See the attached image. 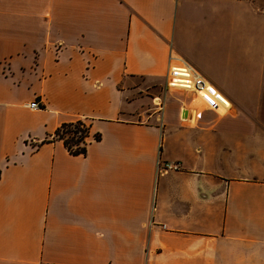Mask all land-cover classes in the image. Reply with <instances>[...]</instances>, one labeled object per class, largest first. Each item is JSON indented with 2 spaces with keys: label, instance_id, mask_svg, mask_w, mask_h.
Returning a JSON list of instances; mask_svg holds the SVG:
<instances>
[{
  "label": "crops",
  "instance_id": "crops-1",
  "mask_svg": "<svg viewBox=\"0 0 264 264\" xmlns=\"http://www.w3.org/2000/svg\"><path fill=\"white\" fill-rule=\"evenodd\" d=\"M0 264H264V0H0Z\"/></svg>",
  "mask_w": 264,
  "mask_h": 264
},
{
  "label": "built area",
  "instance_id": "built-area-1",
  "mask_svg": "<svg viewBox=\"0 0 264 264\" xmlns=\"http://www.w3.org/2000/svg\"><path fill=\"white\" fill-rule=\"evenodd\" d=\"M171 60H175L177 62L172 66L176 77L171 83H169L170 86L183 87L193 90L194 92H197V94L201 95L209 104L217 105L220 94L205 80L203 75L196 68H194L187 61L176 56H171ZM154 102L158 107V110L161 111L164 107L163 98L161 96H157L154 98ZM28 105L33 109H40L43 107V104L38 99L30 102ZM157 166L160 173L181 169L180 162L169 160L165 161L159 159Z\"/></svg>",
  "mask_w": 264,
  "mask_h": 264
},
{
  "label": "trees",
  "instance_id": "trees-1",
  "mask_svg": "<svg viewBox=\"0 0 264 264\" xmlns=\"http://www.w3.org/2000/svg\"><path fill=\"white\" fill-rule=\"evenodd\" d=\"M91 125L84 120L65 122L61 124L53 134V139L62 140L68 150L74 155L86 154ZM101 138L100 133L95 134V139Z\"/></svg>",
  "mask_w": 264,
  "mask_h": 264
},
{
  "label": "rangeland",
  "instance_id": "rangeland-1",
  "mask_svg": "<svg viewBox=\"0 0 264 264\" xmlns=\"http://www.w3.org/2000/svg\"><path fill=\"white\" fill-rule=\"evenodd\" d=\"M158 95H159V96H162V95H163V92H162V93H158ZM158 95H157V96H158ZM157 96H155V97H157ZM155 97H154V98H155Z\"/></svg>",
  "mask_w": 264,
  "mask_h": 264
}]
</instances>
